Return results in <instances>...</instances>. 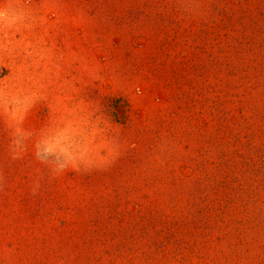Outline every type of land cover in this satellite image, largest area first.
<instances>
[{"label": "rangeland", "instance_id": "374dc122", "mask_svg": "<svg viewBox=\"0 0 264 264\" xmlns=\"http://www.w3.org/2000/svg\"><path fill=\"white\" fill-rule=\"evenodd\" d=\"M0 264H264V0H0Z\"/></svg>", "mask_w": 264, "mask_h": 264}]
</instances>
